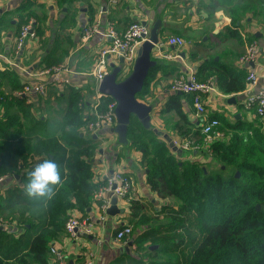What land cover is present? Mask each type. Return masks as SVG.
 I'll return each instance as SVG.
<instances>
[{
    "label": "trees",
    "instance_id": "trees-1",
    "mask_svg": "<svg viewBox=\"0 0 264 264\" xmlns=\"http://www.w3.org/2000/svg\"><path fill=\"white\" fill-rule=\"evenodd\" d=\"M77 1L82 0H56V3L68 8ZM223 1L207 7L212 6V12L218 5L237 9L230 0ZM18 12L19 30L32 17L40 21L32 0H25ZM232 36L235 32L231 29ZM191 58L195 59L193 55ZM60 61L46 57L39 69ZM212 66L221 69L212 71L219 76L217 83L224 94L246 88L244 72L228 79L223 77L228 68L214 61H203L198 67L201 81L211 77L212 74L203 77L202 73ZM160 67L157 64L150 69L137 95L140 101L149 93ZM124 77L121 74V79ZM23 85L24 82L18 88ZM67 87L68 93L58 96L65 106L56 110L62 120L52 134L46 132L48 118L43 114L37 116L33 104L0 92V176L10 175L18 181L15 188L0 190V264H49L51 245L64 232L69 212L77 209L86 216L95 203L94 191L105 183V179L93 182V162L100 137L98 134L94 138L86 130L95 118L93 102L79 88ZM183 99L193 105V95L172 91L159 113L165 126L172 121L171 113L177 115L178 120L171 126L173 131L182 139L204 145L201 121H190L189 113L183 109ZM113 101L111 97H102L98 111L105 112ZM214 118L220 121L219 130L224 137L197 150L206 158L197 162L176 154L175 146L161 139L154 128L145 129L132 116L128 144L141 154L147 184L152 192L173 199L175 204L166 203L153 215L132 213L129 225L135 230L148 229L133 240L135 251L125 253L120 264H264V119L256 115L254 121L228 120L223 115L210 114V119ZM44 158L57 161L61 178L50 196L28 197L24 190L27 173ZM212 163L218 166L211 168ZM39 222L40 227L29 238L28 231ZM13 223L16 233L23 231L17 238L7 228ZM26 237L29 240L25 248L22 243ZM156 245L157 248L150 249Z\"/></svg>",
    "mask_w": 264,
    "mask_h": 264
},
{
    "label": "crops",
    "instance_id": "crops-1",
    "mask_svg": "<svg viewBox=\"0 0 264 264\" xmlns=\"http://www.w3.org/2000/svg\"><path fill=\"white\" fill-rule=\"evenodd\" d=\"M24 1L0 0V22L2 21L0 23V92L13 95L16 90H19L18 86L27 80L26 71L40 70L39 67L44 65L43 59L51 56L61 59L59 64L65 63L72 66L76 75L73 76V83L70 87L79 88L94 105L96 89L93 78L88 74L94 68L96 51L105 42V30L103 27L101 34L95 35L89 43L82 44L81 35L86 24L100 16L104 21L114 22L117 30L124 32L132 22H143L151 27L156 21L161 20L159 44L152 53L153 59L161 67L155 80L150 84L149 93L142 100L153 106L152 128L157 131L156 133L161 139L171 145L181 139L177 132L171 128L178 120L177 115L171 113L169 116L172 117V121L165 126L159 113L172 93L171 83L182 73L192 69L197 71L203 61H214L222 67L226 66L227 71L222 73L223 77L228 79L241 71L247 77L251 72H255L259 76L255 85L248 86L247 83L246 88L242 91L224 94L217 83L219 76L216 71H212L215 68L221 69L212 66L203 71V77L212 74L208 80H211L214 86L213 92L205 98L209 114L217 113L228 120L254 121L256 119L255 111L248 108L245 102L249 94L258 93L264 85V0H230L233 5L239 7L236 6L237 9L230 10L231 5H218L213 12L211 11L212 6H207L216 5L218 1L223 0H120L117 4H111L110 0L77 1L80 14L73 13L69 28L67 29L66 26L68 31L73 32V34H67L70 44L67 46L64 41L65 34H61V31L65 30L69 10L64 11L59 22H55L59 25L58 29L50 30L54 11L58 8L56 0H32L40 17L38 22V26L41 27L40 40L28 42L24 50L17 55L15 44L19 32L18 22L20 21L18 8ZM231 29L235 32L234 37H230ZM187 34H195L200 38V41H203L198 43L196 39L190 40ZM173 36L183 38L186 47L168 44V40ZM209 40L212 41L209 43L207 42ZM252 42L259 43L258 57L255 62L243 63L240 59L246 52L247 46ZM183 52L186 53L185 58L181 57ZM167 55L171 58H167ZM192 55L195 59L191 58ZM113 65L121 66L120 64ZM68 91V87L51 88L46 98L36 99L32 110H36L39 115L38 110H43L50 98L65 104L58 96L62 92L68 93ZM39 100L42 103L41 108ZM182 102L183 109L189 113L190 121L199 123V116L195 113L190 101L183 99ZM109 129H104L102 136L99 137V140H102L103 136L111 135L112 142L109 140L100 143L98 154L93 162V182L97 183L119 170L125 171L131 177L133 188L126 199L118 201V208L123 212L116 216L109 215L104 224L98 221L100 210L95 203L89 208L86 216H83L84 214L77 209L69 212L77 217L91 218L98 223L91 234H80L72 238L64 229L59 238L53 241L52 245L66 254L67 264H120L119 260L125 257L124 254L128 252L126 248L129 243L133 242L148 227L136 230L133 227V235L128 244L116 240L118 228L129 224L132 213L135 211L140 214L153 215L158 211V208L160 210L165 205V203H160L161 198L152 192L147 184L146 170L140 165V152L134 149L135 151L130 153L131 151L127 149L129 144H121L118 141V136L112 132V129L108 131ZM176 149V154H181L191 161L198 162L206 159L202 152ZM16 186H18V181L10 176L8 181L0 184V190L3 189L1 190L3 192L7 188ZM126 208L128 209L126 210ZM8 230L9 233H14L16 238L23 234V231L16 233L15 223L11 224ZM27 243L28 241L24 240L22 246L26 248ZM135 248L134 243L133 246H129L128 255L132 254ZM49 264H55L52 255H50Z\"/></svg>",
    "mask_w": 264,
    "mask_h": 264
},
{
    "label": "built area",
    "instance_id": "built-area-1",
    "mask_svg": "<svg viewBox=\"0 0 264 264\" xmlns=\"http://www.w3.org/2000/svg\"><path fill=\"white\" fill-rule=\"evenodd\" d=\"M120 0H110L111 4H117ZM38 22L35 18H30L24 23L17 35L15 44V53L18 55L24 50L27 43L37 41ZM104 27L105 42L95 53V64L92 72L88 75L94 80L96 89L95 118L90 122L86 130L93 135H100L104 129H112L116 126L117 118L115 108L117 102L108 104L105 112L98 111L100 99L106 97L99 93L98 89L105 76L111 71L112 64H120L122 69L132 68L140 46L149 39L151 27L143 22H132L124 32L117 30L112 21H104L100 16L87 23L82 30V44L89 43L95 35L101 34ZM168 44L184 47L185 40L179 36H173L168 40ZM260 46L258 42H252L247 46L246 52L241 57L243 63L255 62L258 57ZM167 58L171 56L167 55ZM123 60V64H121ZM126 66V67H125ZM76 71L69 64L61 63L50 67L42 68L36 72L26 71L27 80L21 89L16 90L13 96L33 104L36 99L46 98L51 88L62 89L71 86L73 76ZM259 76L251 72L247 77L248 86L255 85ZM171 90L174 92L193 95V107L195 113L199 116L201 132L205 135V144H197L192 139H180L173 143V146L185 151H197L203 147H208L216 139H223L224 133L219 130L220 121L216 118L210 119V114L206 108V96L210 95L214 86L211 80L201 81L198 78L196 70H189L179 75L172 83ZM246 106L255 111V114L264 119V85L258 93L249 94L245 102ZM10 175L0 176V184L8 181ZM133 183L131 177L125 171H114L105 178V183L99 186L94 193L95 204L100 210L99 222L104 224L109 217L107 210L111 206L113 198L119 200L126 199L131 193ZM0 223H2L0 221ZM97 221L91 218L77 217L70 215L65 223L66 233L75 238L80 234H91L97 226ZM133 235L132 225H123L116 232V240L129 243ZM133 246V245H132ZM51 255L55 264H67L65 254L55 245H51Z\"/></svg>",
    "mask_w": 264,
    "mask_h": 264
},
{
    "label": "water",
    "instance_id": "water-1",
    "mask_svg": "<svg viewBox=\"0 0 264 264\" xmlns=\"http://www.w3.org/2000/svg\"><path fill=\"white\" fill-rule=\"evenodd\" d=\"M161 25V20H158L151 26L150 37L138 49L130 73L121 79L122 66L112 64L111 71L105 76L98 89L99 93L111 97L117 102L115 108L117 123L113 128V132L118 136V141L123 145L129 142L127 133L132 116L137 117L145 129L152 128L151 112L153 111V106L140 101L137 95L143 89L150 69L157 64L156 60L153 59L152 53L159 44V29ZM181 57L185 58L186 53H181ZM123 62L121 60V64ZM179 94L182 93L179 92ZM155 132L157 131L155 130ZM96 137L97 135H94V138ZM236 176H240V173L238 172ZM257 209H260L259 205H257ZM122 212L123 210L118 208V199L113 198L111 206L107 210L108 215L116 216ZM132 245L133 242H130L129 246ZM129 246L126 248L128 252ZM157 247L158 245L150 246V249Z\"/></svg>",
    "mask_w": 264,
    "mask_h": 264
},
{
    "label": "rangeland",
    "instance_id": "rangeland-1",
    "mask_svg": "<svg viewBox=\"0 0 264 264\" xmlns=\"http://www.w3.org/2000/svg\"><path fill=\"white\" fill-rule=\"evenodd\" d=\"M44 7V6H43ZM66 10H69L68 11V14H67V16H68V18H67V23L65 24V22H64V24H65V30H62L61 31V34H65V37H64V41H65V43H66V46L69 44V40H67V34L68 33H70V34H73V32H70V31H68L67 29L69 28V23L71 22V20L72 19H70L74 14L73 13H75V14H80V7H79V5L77 4V2H74L72 5H70L68 8L67 7H58V8H56L55 9V11H54V18L51 20V24L52 25H50V26H52V28L50 29V30H54V28H57L58 29V27H59V25L58 24H56L55 22H59L60 21V19L63 17V13H64V11H66ZM40 11V10H39ZM45 11V10H44ZM46 12V11H45ZM32 18H34V17H32ZM69 20V21H68ZM54 21V22H53ZM71 24V23H70ZM41 26H42V24H41ZM45 26V28H46V24L44 25ZM66 26H67V29H66ZM49 28V27H48ZM187 36H188V38L190 39V40H195L196 39V42H198V43H201L203 40H201L200 41V38L199 37H196L195 36V34H187ZM69 37V36H68ZM202 39H204V38H202ZM40 40V38L37 40V41H39ZM212 40H209V41H207V42H211ZM208 44V43H207ZM70 45V44H69ZM186 47V46H185ZM184 47V48H185ZM187 53L189 52V51H186ZM126 67V66H125ZM131 69L132 68H128V69H124L123 71H124V76L126 77L129 73H130V71H131ZM96 95V94H95ZM94 95V96H95ZM92 96H93V94H92ZM91 96V97H92ZM88 97V96H87ZM91 97H89L90 99H91ZM36 101V100H35ZM40 101L41 100H39L38 101V103H39V105H40V108H41V105H42V103H40ZM64 103L63 102H59L58 100H55L54 98H50V100H49V102H48V104H46L44 107V109L43 110H38V113H39V115L37 114V116H40V114H44L45 115V117L46 118H48V124H47V129H46V132L47 133H49V134H52L57 128H58V125H59V123L61 122V120H62V117H61V114H58V113H56V110H62V108H64ZM51 110V111H50ZM35 112H36V110H35ZM99 136H102V135H99ZM109 140H111V142H112V137H111V135L109 136V135H106V136H103L102 137V140H99V143H98V146L100 147V143L102 142V141H109ZM127 149H128V151H131L130 153H132V151L134 150V149H132V148H130L129 146H127ZM135 151V150H134ZM141 165V164H140ZM218 166V163H212L211 164V168H215V167H217ZM1 190H3V189H1ZM160 197V196H159ZM161 199H160V203L161 204H163V203H171V204H175L174 202H173V199H169V198H163V197H160ZM162 208V207H161ZM128 208H126V210H127ZM158 211H159V208L157 209ZM158 211H156V212H158ZM99 214V213H98ZM40 223H42V222H39L38 224H37V227L36 228H33V229H31L30 231H28V237L29 238H31L35 233H36V230L38 229V227H40ZM7 227V226H6ZM8 228V227H7ZM11 228H12V226H11ZM28 237H26V240L28 241L29 240V238ZM65 256H66V254H65Z\"/></svg>",
    "mask_w": 264,
    "mask_h": 264
},
{
    "label": "clouds",
    "instance_id": "clouds-1",
    "mask_svg": "<svg viewBox=\"0 0 264 264\" xmlns=\"http://www.w3.org/2000/svg\"><path fill=\"white\" fill-rule=\"evenodd\" d=\"M60 170L54 158H44L37 162L27 173L25 193L31 198L48 197L53 186L60 180Z\"/></svg>",
    "mask_w": 264,
    "mask_h": 264
}]
</instances>
